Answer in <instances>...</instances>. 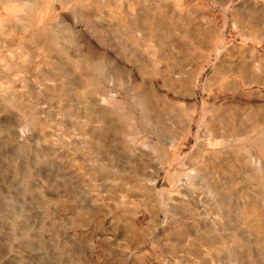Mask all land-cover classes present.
<instances>
[{
	"label": "rangeland",
	"instance_id": "374dc122",
	"mask_svg": "<svg viewBox=\"0 0 264 264\" xmlns=\"http://www.w3.org/2000/svg\"><path fill=\"white\" fill-rule=\"evenodd\" d=\"M37 1H41L40 5L33 9L32 23L28 24V28L24 31L27 38L35 28L55 29L72 25L82 32V39L88 40L92 48L98 51H107L119 62L121 59L117 53L119 52L118 46L125 44L122 35L124 26L121 22L124 12L127 9L134 11L132 7L136 6L135 1L137 10L148 5L153 7V4L160 3L166 16L175 23L166 24L163 31L156 32L158 36H161L159 40H163L164 37L169 42L173 48V55L177 58V60L173 57L172 60L168 59L170 61L164 60L160 62L161 65L172 69L180 63L188 73L186 78L192 79L195 75L199 77V85L196 89L197 97H188L185 102H189L190 105L196 102L200 106L199 108L202 103L208 106L213 101L221 103V109H225L223 111L220 109L219 117L222 119L230 117L233 113L241 114L254 110V107L259 108L264 114V0ZM11 4L12 2L8 0H0V19L7 16L12 8L15 9ZM180 7L183 8L182 12L178 11ZM86 9L91 15L88 24L82 19L80 13ZM251 9H255V12L251 13ZM186 16L212 29L213 41L216 38L220 41L219 45L215 47L216 49H213V45L208 47V52H205L206 46L204 45L196 48L193 44L188 48L181 47V41L176 40V37L188 33L189 26ZM175 27L176 30H174ZM100 37L110 39V43L103 44ZM25 40L26 38L18 39L17 36L12 35L8 40L0 35V66L3 63L16 65V61L20 63L21 60L18 56L20 52L27 56L28 61L29 52L26 54L21 49V44ZM41 45L29 47L32 52L36 53H32L28 72L24 78L15 84V87L21 86L22 89L19 91H24L21 100L25 108L22 110L6 108L5 102L0 96V118L9 121L6 128L0 124L2 127L0 133L9 134V142L3 145L5 150L0 151V165L4 162L3 153H19L21 158H35V162L31 163L34 166L33 170L39 173V177L37 176L34 182L44 183L49 176L50 179L52 176L55 177L53 181L65 180L67 184L65 191H59L57 195H50L51 199H49L50 196H45L42 200L47 197L45 200L51 210L56 208L57 201H62L65 209L59 211V215L56 217L59 221L56 229L66 237L67 241L72 233L80 250H86L88 246L95 249L89 257L88 264H204L202 253L199 252L200 246L197 245V252H187L185 229L182 223L184 216L187 221L189 213L187 214L186 210L177 212L181 223L173 226L172 212L167 210L171 206V199L177 201V198H181L185 192L182 191L183 188L185 189L183 182L185 175L181 174V170L175 171L178 164L173 163L172 166H169V161H165L164 167L159 168L155 163L144 162L146 157L142 156V160H139L132 153H125L127 144H131L135 149H144L146 139L149 135L153 136V132L148 127L132 129L124 123L122 124L118 117L112 113L104 119L117 127V130L114 133L110 131L107 137L110 140L108 144L111 146L106 144V147H99L98 151H92L91 143L87 140L88 135L83 132V123H97L95 118H91L94 115L91 112L92 109L88 111L90 112L88 115L86 112L91 101L95 102L94 106L99 108L107 106L102 98L123 97L125 101L129 102V95H124L119 86H114L110 91L101 90V94L95 93L86 96L84 92L90 88L87 83L72 87V95L68 97L44 90L42 81L49 76L44 74L47 69H56L64 76L65 68L68 67L71 69V75L78 76L85 71V68L82 67L77 53L71 51L69 57L63 58L56 52L47 50L43 43ZM163 50V47H158L159 52ZM143 52H137V58L141 55L142 63H133V66L137 67L139 64L144 69L153 67L152 59L145 53L146 50ZM59 57L60 59H58ZM38 63L42 64L41 80L39 79V81L36 78L37 75L35 76L32 71ZM214 65H218V70L226 69L230 76L235 77L236 89L230 85L218 92L216 91L217 87L214 88L215 91H212L211 87L206 85V80L211 78V75L214 76L212 73L216 68ZM162 66L159 68L163 69ZM13 72L20 74L17 67L13 68ZM140 72L145 75L142 70ZM62 75L61 79L63 80ZM211 86H216V83ZM37 91L40 92L37 93ZM35 110H38L37 114L41 120L38 123L35 121L31 128H26V122L30 120ZM199 117L200 115L196 116V119L198 120ZM254 126V129L248 126L247 128L249 138L255 139L257 142L261 129L264 127V120L262 119L259 123L255 121ZM23 128L28 130L22 131ZM195 130L196 126L194 125L191 132L193 136L178 145L179 161L186 163L184 171H189L190 166L197 167L203 164L201 156L210 151V147L207 146L199 154H195ZM214 130L218 131L212 136L213 141H225L224 150L226 148L228 152L235 151L238 154L244 151L240 147H234L231 142L232 136H226L221 128L215 127ZM177 131H179L177 125L173 130H169L173 135ZM21 141L29 143V148L18 150ZM167 145L166 143V148ZM216 147L220 149L219 145ZM38 148L46 149L47 156L38 155L40 152ZM168 148L167 153L173 152L172 147ZM150 155L153 157L154 153H150ZM206 157L208 158V156ZM230 159H224V161L237 164L240 168L238 174L233 177L235 182L231 187L234 199H238L240 202L246 201L245 209L250 211H255L253 208L257 209L255 212L264 210V206L260 204V188L257 180V176L262 173L258 174L256 171V168L259 167L264 169V157L254 153L250 156V160L246 158L247 163L250 161L254 164L252 173L255 177L252 176L250 182L243 181L244 179L241 177L244 173L249 172V167L243 166L245 159L237 162ZM5 163V170L9 171V163L7 165L6 158ZM133 166H137L146 177H151L156 170L158 171L157 182L152 189L145 191L139 189V184L143 183L133 174V169H131ZM1 171L0 166V173ZM177 177L181 179L174 185L171 181ZM18 185L16 183V186ZM164 202L168 203L164 205ZM207 202H211L210 205L213 203L209 200ZM210 205L208 210L214 216L216 208L213 204L212 208ZM197 212V210H193L195 217L199 218L200 215ZM49 213L52 214V212ZM77 217L81 224L75 228L71 226V220ZM39 218L40 208L33 203V206L18 217V224H33ZM249 219L256 223L252 226V230L245 229L240 224L237 231L248 230L246 232L257 236L259 244L256 243V248L260 258L259 264H264V216H259L257 213L250 215ZM196 224L199 229L201 227L199 222ZM22 240L23 236L17 235L14 243L20 245ZM237 241L233 236L228 239L226 246H235L239 244ZM26 249L23 251L24 253L39 252L38 249L34 251L28 247ZM221 249V246L213 248L214 251L220 253L218 264H235V257L232 256L228 259L224 253L219 251ZM13 253L14 251L10 255ZM5 259L8 260V258Z\"/></svg>",
	"mask_w": 264,
	"mask_h": 264
},
{
	"label": "bare ground",
	"instance_id": "6f19581e",
	"mask_svg": "<svg viewBox=\"0 0 264 264\" xmlns=\"http://www.w3.org/2000/svg\"><path fill=\"white\" fill-rule=\"evenodd\" d=\"M8 1L12 2L11 5L15 9L12 8L7 16L0 19V35L8 40L11 35L17 36L18 39L26 38L25 42L21 44V49L26 54L29 52V55L27 61V56L20 52V55H18L21 60L20 63L16 61V65L3 63L2 67L0 66V96L5 102L6 108H18L20 110L25 108L21 100L24 91H19V89H22L21 86L17 85L15 87V84L24 78L26 72H28V64L32 53H36L32 52L29 47H35L43 43L47 50L54 51L63 58L69 57L71 51L77 53L85 71L78 76H74L71 75V69L66 67L63 76L56 69H47L44 74L49 76L42 81V85L45 87L44 90L68 97L72 95V87L87 83L90 88L84 94L90 96L95 93L101 94V90L110 91L114 86H119L123 94L129 95L130 99L127 102L123 97L102 98L107 106L99 108L94 106L95 102H90L86 112L88 115L90 113L88 111L92 109L91 112L94 115L91 118H95L94 120L97 123H83L82 129L84 134L88 135L87 140L91 143V150L98 151L99 147H106V144L111 146L108 144L110 140L107 137L109 132L114 133L117 127L104 120L111 113L116 115L122 124L124 123L132 129H145L148 127L154 135L148 136L146 145H144L145 148L135 149L131 144H127L125 153H132L139 160H142V156L146 157L144 162H147V164L155 163L159 168L164 167L165 161H169V166L177 163V167L174 166V168L176 167L175 171L181 170V174L185 175L183 178L185 184V189H182L183 192L185 191L183 196L177 198V201L171 199V206L167 210L172 212L173 226L181 223L177 212L186 210L187 214L189 213L186 218L187 221L184 216L182 223L185 229L187 252H197L198 245L204 264H218L220 253L214 251L213 248L221 246L222 249L219 251L224 253V256H227L228 259L234 256L236 259L235 264H259L260 258L256 248V243L259 244V241L256 235L246 231L252 230V226L256 224L254 220L249 219V216L257 213H259V216H264V210L255 212L257 209L253 208L255 211H250L245 209L246 201L240 202L238 199H234L231 187L235 182L233 177L238 174L240 168L237 164L225 162L224 159L231 158L236 162L245 159L243 166L249 167V172L241 176L244 179L243 181L250 182L252 176L255 177L252 173L254 164L250 161L247 163L246 160H250V156L254 153L264 157V127L261 129L260 137L255 142V139L249 138L247 126L254 129L255 121L259 123L262 119L264 120V114L259 108L254 107V110L241 114L239 112L238 114L233 113L230 117L222 119L219 117L221 103H214L213 101L209 106L202 103L201 108H199L200 106L196 102L192 105L185 102L188 97H197L196 89L199 85V77L195 75L192 79L186 78L188 73L180 63L172 69L161 65L160 62L168 59L172 60V57L177 60L173 55V48L169 42L164 37L163 40H159L161 36H158L156 32L163 31L166 24L175 23L166 16L165 11L161 9V4H153V7L151 5L139 7L140 9L137 10L135 1L136 6L132 7L134 11L131 10L133 11L131 12L127 9L124 12L121 22L124 26L122 35L125 44L118 46L120 54L117 53L121 59V62H119L107 51H98L92 48L88 40L82 39V32L72 25L55 29L35 28L27 38L24 31L28 28L27 25L32 23L33 9L38 7L41 1ZM182 10L183 8L180 7L178 11L182 12ZM253 12H255V9H251V13ZM80 13L82 19L88 24L90 22V12L86 9ZM186 22L189 26L188 33L176 37V40L181 41L182 48H188L193 44L194 48L201 45L206 46L205 52H208V47L212 45L214 46L213 49H216L215 47L219 45L220 41L217 38L213 41L212 29L204 26L201 22H195L188 16H186ZM174 30H176V27ZM182 32H184L183 29ZM100 41L103 44L110 43V39L105 37H100ZM157 46L163 47L164 50L159 52ZM26 50L28 51L26 52ZM143 50H146L145 53L152 59L153 67L144 69L139 64L137 67L133 66V63H142L141 55L137 58V52L142 51L144 53ZM160 66L164 68L161 69ZM14 67H17V71H20L21 75L13 72ZM215 67L212 72L214 76L210 74L211 78L209 77L206 80V85L211 87L212 91H215L214 88L217 87L216 91L218 92L230 85H233L236 89L235 77L230 76L226 69L221 68L218 70V65ZM140 70L147 76L143 75ZM32 71L35 76L37 75L36 78L39 81L42 64H36ZM213 83H216V86L212 87L211 84ZM190 84L191 86H189ZM39 92L37 91V93ZM223 110L225 109L222 108L221 111ZM37 113L38 110H35L30 120L26 122V128H31L35 121L38 123L41 120ZM198 115L200 117L197 120L196 116ZM100 122L101 124H99ZM0 124L6 128L9 121L0 118ZM175 125L179 126V131L173 135L169 130H173ZM194 125L196 126L194 136L195 154H199L207 146L210 147V151L201 156L203 164L197 167L190 166L189 171H184L186 163L179 161L178 145L193 136L191 132ZM215 127L221 128L226 136H232L231 142L234 147H240L244 151L240 154L235 151L230 153L228 149L225 148L224 150L225 141H213L212 136L218 131L214 130ZM26 128L21 130H28ZM8 137V133H5V135L0 133V151L5 150L3 145L9 142ZM169 138L171 139L169 140ZM166 143L168 144L167 148L172 147L173 152L167 153ZM28 144L26 141H21L18 150L25 149V147L29 148ZM218 145L220 149H217L216 146ZM35 147L37 148V146ZM38 149L40 150L38 155L47 156L48 151L46 149ZM150 153H154V156L152 157ZM2 158L4 162L0 165L2 168L0 173V264H88L89 257L95 249L88 246V249L80 250L72 233L67 241L66 237L56 229L59 222L56 217L59 215V211L65 209L62 201H57L55 203L56 208L51 210L45 200L47 197L42 200L45 196L57 195L59 191H65L67 185L65 180L53 181L55 177L52 176L50 179L49 176L44 183H36L34 179L37 176L39 177V173L33 170L34 166L31 163L35 162V158H21L19 153L14 152L10 154L5 152L2 154ZM5 158L7 159V165L9 163V171L5 170ZM131 169H133V174L137 179L143 183L139 184L141 191L150 190L156 184L157 170L153 176L146 177L137 166H133ZM256 171L258 174L262 173L257 176V180L260 188V204L264 206V169L259 167L256 168ZM180 179L177 177L171 182L176 185ZM16 183L19 185L16 186ZM51 198L52 196L49 197V199ZM208 200L212 201L214 208H216V215L214 216L208 210L211 203H208ZM33 203L40 208L39 220L33 224L19 225L18 217L33 206ZM167 203L164 202V205ZM212 204L210 205L211 208ZM192 209L198 211L199 218L195 217ZM49 212H52V214L50 215ZM42 217L45 218L42 219ZM197 222L201 226L199 229L196 227ZM80 224L78 217L71 220L72 227L78 228ZM240 224L248 230L237 231ZM233 226L235 227L233 228ZM17 235L23 236L20 245L14 243ZM233 236L236 237L239 244L227 247L228 239ZM27 247L31 251L38 249L39 252L24 253L23 251H26ZM13 251L14 253L10 255ZM5 258H8V260Z\"/></svg>",
	"mask_w": 264,
	"mask_h": 264
}]
</instances>
